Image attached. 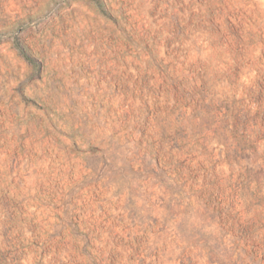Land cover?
Returning <instances> with one entry per match:
<instances>
[{
    "label": "rangeland",
    "instance_id": "rangeland-1",
    "mask_svg": "<svg viewBox=\"0 0 264 264\" xmlns=\"http://www.w3.org/2000/svg\"><path fill=\"white\" fill-rule=\"evenodd\" d=\"M0 264H264V0H0Z\"/></svg>",
    "mask_w": 264,
    "mask_h": 264
}]
</instances>
